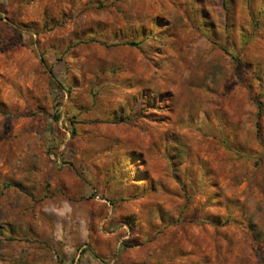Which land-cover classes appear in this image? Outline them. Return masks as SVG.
Returning a JSON list of instances; mask_svg holds the SVG:
<instances>
[{
    "label": "rangeland",
    "instance_id": "1",
    "mask_svg": "<svg viewBox=\"0 0 264 264\" xmlns=\"http://www.w3.org/2000/svg\"><path fill=\"white\" fill-rule=\"evenodd\" d=\"M0 264H264V0H0Z\"/></svg>",
    "mask_w": 264,
    "mask_h": 264
},
{
    "label": "trees",
    "instance_id": "2",
    "mask_svg": "<svg viewBox=\"0 0 264 264\" xmlns=\"http://www.w3.org/2000/svg\"><path fill=\"white\" fill-rule=\"evenodd\" d=\"M130 46H134V44H130ZM52 78H53V76H52ZM54 79V78H53Z\"/></svg>",
    "mask_w": 264,
    "mask_h": 264
}]
</instances>
